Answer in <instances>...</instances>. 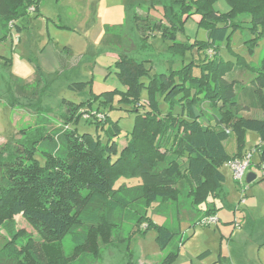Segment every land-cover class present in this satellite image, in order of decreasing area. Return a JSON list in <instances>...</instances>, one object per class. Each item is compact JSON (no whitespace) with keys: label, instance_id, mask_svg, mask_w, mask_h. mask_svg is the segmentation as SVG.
Masks as SVG:
<instances>
[{"label":"trees","instance_id":"trees-1","mask_svg":"<svg viewBox=\"0 0 264 264\" xmlns=\"http://www.w3.org/2000/svg\"><path fill=\"white\" fill-rule=\"evenodd\" d=\"M41 1L0 0L2 29H26L30 15H40ZM215 1L151 0L146 14L133 15L141 41L159 35L170 42L174 54L184 56L190 51L196 58L177 68L169 66L165 73H152L148 60L120 54L114 67L124 90L102 92L79 103L63 100V128L16 141L11 150L0 148V226H8L11 240L15 239L14 217L19 215L39 234V240L27 237L19 247L6 244L0 250V264H69L85 256L97 258L100 245L111 243L122 216L143 225L137 233L155 228L159 247L171 245L159 264H171L183 244L182 238L173 243L179 230L155 223L138 208L146 210L153 202H176L186 191L203 216L216 215L213 202L224 197L222 167L229 159L244 155L248 131L258 135L257 166L264 165V50L257 65L244 62L245 69L255 73L246 85L227 77L231 65L219 55V46H229L233 33L243 27L239 20L243 15L249 18L253 34L248 47L252 49L264 36V0H223L228 5L226 12H218ZM149 8H161V17H151ZM193 15L199 16L197 26L206 31V39L177 41ZM63 52L70 51L64 47ZM41 76L37 66L34 83L8 87L11 105L27 96L31 85L40 96L44 90L38 87ZM89 83L75 82L69 88L84 90ZM116 96L119 105L136 112L134 129L121 147L117 140L120 128L109 122L105 112L106 106L113 108ZM251 109L260 110L261 115L242 114ZM82 119L96 129L110 123L104 130L105 140L99 134L78 132ZM233 139L236 151L230 154L225 144ZM43 144L47 147L42 148ZM36 151L42 153V161L35 157ZM122 176L139 177L140 183L115 187ZM79 227L83 230L75 231ZM67 235L71 251L66 256L61 240ZM126 251L130 262L133 254L128 247Z\"/></svg>","mask_w":264,"mask_h":264},{"label":"rangeland","instance_id":"rangeland-1","mask_svg":"<svg viewBox=\"0 0 264 264\" xmlns=\"http://www.w3.org/2000/svg\"><path fill=\"white\" fill-rule=\"evenodd\" d=\"M148 5L149 2L144 0H42L40 15L35 17L31 14L27 28L21 32L13 27L6 31L0 25V38L5 36L0 40V148L6 146L7 150H11L16 141L32 137L38 132L43 134L63 128V100L79 103L102 92L124 90L114 67L120 54L138 61L148 60L152 73H165L169 66L177 68L196 58L195 52L193 54L190 51L185 52L184 56L174 54L169 50L170 42L163 41L159 35L141 41L133 21V12L144 15ZM214 8L218 12H226L228 5L223 0H216ZM149 14L153 18H160L161 8H149ZM198 20V15L187 20L184 32L178 35L177 41L205 40L206 31L197 26ZM239 20L243 21V27L233 33L229 46L225 43L219 46V55L223 62L231 65L227 77L231 76L246 85L255 73L249 68L245 69L244 62L258 64L264 50V36L252 49L249 48L247 41L253 37L249 30V18L243 15ZM96 24L104 27L103 34L92 40L86 32ZM106 26L112 28L107 30ZM79 40H86L85 45H77ZM65 46L71 48L69 53L63 52ZM37 66L42 71L38 87H44L38 95L40 100L31 85L26 89L27 96H21L19 103L17 101L11 105L8 87L23 82L34 83ZM87 81L90 83L84 90L69 88L72 83ZM145 94L142 93L143 99ZM101 99L102 96L96 101ZM116 99L117 96L112 102L113 108L109 109L108 105L105 112L109 122L116 123L120 128L117 140L121 147L134 129L136 112L127 111L130 107L119 105ZM97 104H92V109ZM160 104L164 110L162 100ZM242 114L256 117L261 115V111L244 110ZM87 115L84 113L85 117ZM108 124L103 129H96L95 125L85 123L82 119L77 129L80 133L99 134L104 141V130ZM259 143L256 133H246L242 153L251 152L246 174L252 172L257 178L250 183L245 179L243 203L242 193L233 181L230 170L226 166L222 167L225 175L222 185L224 197L213 202L218 209L219 220L216 224L199 223L206 216H203V212H197L196 205L192 204V198L186 191L176 202H153L146 210L138 208L139 213H146L155 223L180 231L173 243L182 238L183 244L179 246L178 256L171 264H264V165L257 166L259 156L255 150ZM41 146L47 147L45 144ZM226 150L230 154L236 151L229 152V147ZM35 157L42 161L40 151H36ZM139 183V177L122 176L114 185L137 186ZM118 215L121 217V213ZM122 217V221L113 229L111 243L100 245L99 257L85 256L69 264H159L170 251L171 245L161 249L156 241L155 228L137 233L138 227L143 229V225L138 226L134 218L127 220ZM13 229L17 233L15 239L11 240L8 226H0V250L9 242L19 247L27 237L39 240L37 231L19 215L14 217ZM82 230V227L75 228L77 232ZM61 243L67 256L71 251L70 235L65 236ZM127 247L133 254L130 262ZM205 251L208 253L200 258L199 255Z\"/></svg>","mask_w":264,"mask_h":264},{"label":"built area","instance_id":"built-area-1","mask_svg":"<svg viewBox=\"0 0 264 264\" xmlns=\"http://www.w3.org/2000/svg\"><path fill=\"white\" fill-rule=\"evenodd\" d=\"M32 10L33 8L31 7L30 11ZM98 117L103 118V115L98 114ZM250 158H251V152L244 154L242 157L231 158L225 163V166L231 172L233 181L238 185V188L242 193L241 196L242 203L244 202V198H245L246 187L244 183L246 179V170L250 164ZM217 221H218L217 215H209L203 217L199 223L202 225H209V224H216ZM235 225L238 226L239 224H235Z\"/></svg>","mask_w":264,"mask_h":264},{"label":"crops","instance_id":"crops-1","mask_svg":"<svg viewBox=\"0 0 264 264\" xmlns=\"http://www.w3.org/2000/svg\"><path fill=\"white\" fill-rule=\"evenodd\" d=\"M145 2H149V4H150V1L151 0H144ZM149 6V5H148ZM147 6V7H148ZM148 9V8H147ZM39 10H40V6H39ZM135 11V10H134ZM134 13H136V11L135 12H133V15H134ZM86 18H87V16H86ZM106 28H108L107 30H109V28H112L111 26L109 27H107L106 26ZM103 29H104V27H102V25H100V24H96L95 26H93V27H91V28H89V29H87V32H86V34H88L89 36H90V39H92V40H96L97 38H99L102 34H103ZM85 43H86V40H79V42L77 43V45L79 44V46H84L85 45ZM69 46H71V45H69ZM65 47H67L68 49H69V51H71V48L70 47H68V46H65ZM72 47V46H71ZM80 49L82 48V47H79ZM260 116V115H259ZM225 146H226V148L227 147H229V152H233V151H235V149H236V146H235V142H234V140H228L227 142H226V144H225ZM263 174H264V171H263ZM264 176V175H263ZM257 177H255V179H256ZM254 179V180H255ZM263 179V181H262V183L264 182V177L262 178ZM197 212H200L199 210H197ZM216 215H217V213H216ZM218 217V216H217ZM218 220H219V218H218ZM239 224V223H238ZM178 229V228H177ZM180 232V231H179Z\"/></svg>","mask_w":264,"mask_h":264},{"label":"water","instance_id":"water-1","mask_svg":"<svg viewBox=\"0 0 264 264\" xmlns=\"http://www.w3.org/2000/svg\"><path fill=\"white\" fill-rule=\"evenodd\" d=\"M255 177H256V175H255L254 173H252V172H248V173L246 174V182H247V183L252 182V181L255 179Z\"/></svg>","mask_w":264,"mask_h":264}]
</instances>
